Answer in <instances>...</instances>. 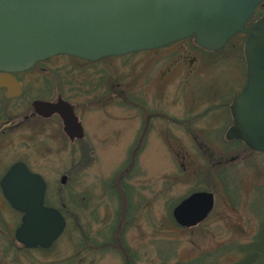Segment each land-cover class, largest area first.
I'll use <instances>...</instances> for the list:
<instances>
[{"label": "rangeland", "instance_id": "1", "mask_svg": "<svg viewBox=\"0 0 264 264\" xmlns=\"http://www.w3.org/2000/svg\"><path fill=\"white\" fill-rule=\"evenodd\" d=\"M243 37L239 34L233 42ZM223 51L209 54L183 40L92 62L65 54L48 59L49 76L76 77V114L92 149L84 157L76 147V174L69 172L68 147L27 158L47 175L49 202L61 203L56 200L61 188L71 208L53 249L16 252V264H120L119 252L127 249L137 256L134 264H235L245 256L236 248L253 242L264 223V152L220 150L228 113L218 105L229 101V106L245 79L243 65L232 61L228 48ZM156 110L179 120L194 118L183 126L150 115L144 144L128 165L136 131ZM16 150L18 156L32 151ZM211 166L214 171L227 166L231 196L217 175L208 176ZM59 172H68L64 183ZM116 187L125 199L112 192ZM124 187L131 188L130 208ZM201 188L214 193L213 209L199 224L177 226L169 217L173 206ZM121 197L127 211L118 215ZM116 217L125 226L123 241L99 247L110 242L109 225ZM16 220L18 224V214ZM83 233L86 249L80 245Z\"/></svg>", "mask_w": 264, "mask_h": 264}, {"label": "water", "instance_id": "2", "mask_svg": "<svg viewBox=\"0 0 264 264\" xmlns=\"http://www.w3.org/2000/svg\"><path fill=\"white\" fill-rule=\"evenodd\" d=\"M263 1L0 0V85L15 94L19 84L11 72L59 54L96 61L189 37L201 49L218 51L232 36L244 33L246 80L229 104L232 124L224 135L264 152V11L246 26ZM34 107L42 114L58 111L71 137L84 135L67 101L37 100ZM1 188L21 213L17 242L25 248H49L63 233L66 218L55 206L44 204L42 176L18 161L1 179ZM214 203L212 191L195 190L173 206L172 216L179 225L191 227L208 216Z\"/></svg>", "mask_w": 264, "mask_h": 264}, {"label": "flooded vegetation", "instance_id": "3", "mask_svg": "<svg viewBox=\"0 0 264 264\" xmlns=\"http://www.w3.org/2000/svg\"><path fill=\"white\" fill-rule=\"evenodd\" d=\"M260 6L261 4L257 6L254 14L246 23V26L262 14L264 9H262L259 16H256V12ZM242 34L244 35V33ZM52 57L35 61L26 69L11 72L19 84V90L15 94H8L9 87L0 85V264H16V248L18 246L17 244H19L15 237V231L19 224H17L16 217L17 212L19 211L12 207L4 196L1 188V179L6 175L14 163L18 161L24 162L29 170L39 173L46 182V192L44 196V204H46L45 200L47 198L48 188V183L46 181L47 175L41 171V169L32 166L29 161H27L29 155L35 153V155L44 158L48 156L47 154L49 151H57L68 147L71 150L72 159L71 170H69V172L76 174V147L80 150L83 147L89 146V143L83 140L85 137V126L76 114V101L74 100L76 98V77L49 76L50 70L47 61ZM245 80L246 75L242 86L244 85ZM20 99L24 100L23 104L19 102ZM59 99L67 101L71 105L75 116H77L78 121H80L83 126L84 135L82 137H71L64 130V120L58 111H54L51 114H42L35 110L34 101L39 100L55 103ZM156 112L158 111H153L152 114L143 118V122L139 127L141 130L136 131V134L134 135L133 150L128 156L129 161H127V164L129 162H132V164L134 163L135 153L144 144V133L149 127L150 115L154 117L157 115ZM142 115L144 116V114ZM230 124H232V122ZM57 136L58 138H56ZM17 148L30 149L32 151L30 153L29 151L24 152L18 156ZM78 161L80 163L81 159L79 158ZM79 163L77 170L80 172L82 169ZM67 174L68 172H59V180H61L62 176H65L66 180L68 177ZM117 188L118 187L115 188L116 190H112V192L118 193L119 198L121 194H123L125 199V192L123 189L118 188L119 191ZM57 190L60 192L61 196L59 198L57 197L56 200L58 201L60 199L61 203H65L66 201L64 197L65 195L62 192L63 190L61 188H58ZM84 198L85 197L83 196V199ZM119 203V211L116 212V214L120 211L122 212V210L123 212H126L127 210L122 206V197ZM68 207H71L69 203ZM121 219V217L120 219L116 217V221L114 220L109 225L110 242H107V244L113 245L117 240H119L118 242L121 240L123 241L122 231L125 226H123ZM19 245L22 247L21 244ZM37 248L38 247L31 249ZM125 252L126 253L119 252L120 264H134V260H136L135 258L137 257L136 254L133 255L131 252H128V249Z\"/></svg>", "mask_w": 264, "mask_h": 264}, {"label": "trees", "instance_id": "4", "mask_svg": "<svg viewBox=\"0 0 264 264\" xmlns=\"http://www.w3.org/2000/svg\"><path fill=\"white\" fill-rule=\"evenodd\" d=\"M262 9H264V1L261 3V6L258 8V10L256 12V16H259L261 14ZM239 34H242V33H237L234 36H232V38L227 41V43L225 44V46L221 50H218V51H208V53L209 54H211V53L220 54V53H223L224 52L223 51L224 48H228L229 57L232 58V61H235L237 64L243 65V67H244L243 78H244L245 75H246V69H245L244 58H243V51H242V41H243V39H241V41L233 42V39L236 38L237 35H239ZM183 40L184 41L185 40L190 41V44H191V46L194 49L204 50V49L199 48L196 44H194V42L192 41V37L185 38ZM183 40H181V41H183ZM205 51H207V50H205ZM224 53H226V52H224ZM76 59H79V58H76ZM79 60L86 61V62H92V61L83 60V59H79ZM242 84H243V82H242ZM242 84L240 85V87L242 86ZM240 87L238 89H240ZM108 91H109L108 89L105 90L106 93ZM236 92L233 94V96L236 94ZM228 103H229V101L228 102H223V103H221V104L218 105V106H223L226 109V112L228 113V123H227L226 126H224V128L220 132L221 138L225 142L223 144V146L221 147L220 150L224 149V150H226V152L227 151L230 152V151H234V150H237V149H243V150H249V151H251L253 153H256L257 151L251 150L240 139L227 140L225 138V135L224 134H225V131L227 129V126L232 122L231 115L229 113ZM214 107H215V105L210 106L207 110H205L199 116L204 115V113L207 114L208 111L209 110H212ZM157 115H159L160 117H162V118H164L166 120L174 121V122H176V123H178L180 125H183V126H188V124L194 118V117H188V118H185L184 120H179V119H176L174 117L167 116L164 113H160V114L157 113ZM91 149L92 148L87 147V146L86 147H83L82 148V151H81L82 152V155L84 157L91 155ZM236 153H238V151ZM226 159L227 160H229V159L231 160L232 157L225 158V161H227ZM226 167L227 166L222 167V168L214 171V169H212V166H211V167L206 168V173L208 174L209 177H212L214 175H217L218 179H220V182L223 185V188L228 193V191H229L228 189H230V184L232 185L233 179H231L228 176ZM124 189L127 192L128 203H129V208H130L131 205H132L131 200H130L131 188L129 187L127 189L126 187H124ZM201 189L204 190V188H201ZM228 196H231V195L228 193ZM45 202L48 205H53L56 208H58L64 214L65 218H66V216H68V211H69L68 208L69 207H68V204L66 202L65 203H60L59 205L51 204L49 202L48 198H46ZM169 210H170V208H169ZM17 214H18V217H20V212H17ZM75 217H76V215H75ZM169 217L171 218V220L173 221V223H175L177 226L179 225L175 221V219L173 218L172 214L171 215L169 214ZM179 226H181V225H179ZM65 230H66V228H65ZM82 236H83V239H82L83 240V243L82 244L80 243V245L82 246V248L86 249L87 248V245H88V243L86 242V240L88 238H87L86 234H84V233H83ZM55 241L53 242V244L49 248H41V247H38L37 249H31V248H25L23 246L22 247L21 246H17L16 252H26V253H29L32 250H37L40 253L50 252L53 249V247H54V245L56 243ZM107 245H108L107 244V241H103L98 246L101 247V248H105V247H108ZM225 247H226L227 250H230V249L234 248V247H229L227 245ZM79 249L81 250V248H79ZM236 249L238 251H240V252L243 251V253H245V256H243L241 259H239L238 261H236L235 264H264V223H262L260 225V230H259L257 236L255 237V239L253 240V242H249L248 244H245V245H239ZM122 253H126V252L125 251H122ZM204 257H206V255H204Z\"/></svg>", "mask_w": 264, "mask_h": 264}]
</instances>
